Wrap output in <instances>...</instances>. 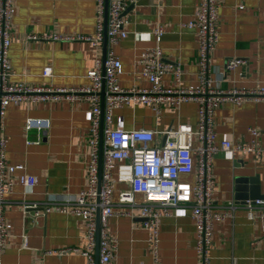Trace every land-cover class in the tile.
Wrapping results in <instances>:
<instances>
[{
  "label": "crops",
  "instance_id": "crops-1",
  "mask_svg": "<svg viewBox=\"0 0 264 264\" xmlns=\"http://www.w3.org/2000/svg\"><path fill=\"white\" fill-rule=\"evenodd\" d=\"M197 0H129L132 3L123 25L126 35L111 47L119 56L122 72L119 84L123 87L149 85L139 71V52L149 46L162 48V59L170 66L180 65V81L171 73L162 76L167 86L194 87L197 85V38L193 28L181 23L193 18ZM218 40L212 53V76L221 74V86L243 89L264 87V0H218ZM11 42L8 48L12 74L11 82L52 87L89 85L86 76L102 55V42L93 45L82 38H55L53 35H94L96 30V0H12ZM241 4V5H239ZM161 25L164 32L156 40L153 29ZM231 57L244 61L232 70L225 69ZM51 67L50 75H43L44 66ZM0 136L5 137L4 154L8 163H23L27 172L35 174L37 182L26 187L16 180L20 169L13 171L12 191L5 198L4 213L11 227L1 252V264H87L80 253L65 255L47 253V249L82 247L85 225L70 213L48 212L33 219L23 218V201L63 200L86 183L89 160L88 142L90 103L86 99H70L64 94L37 101L9 102L0 107ZM122 125L163 129L179 121L195 123L197 103L186 99L178 106L163 103L156 120L152 103L127 105L113 111ZM48 121L39 133V143H25L34 139L38 130H26L25 121ZM213 127L217 140L228 138L248 140L247 127L264 128V98L243 99L238 103L221 101L213 111ZM156 136V142H161ZM264 147V135L260 136ZM214 208H227L234 199L236 176L257 175L260 191L264 192V152L233 153L222 150L213 158ZM192 178L193 174L182 175ZM121 184L113 183L112 200L115 213L109 218L107 230L117 238L114 260L119 264H199L201 255L195 248V228L188 205L171 207L159 222L156 255L147 241V231L135 226L138 209L118 201ZM140 200L142 194L135 193ZM33 209L29 208L32 213ZM131 212V214L126 213ZM23 234L26 236L22 246ZM96 252V249H95ZM209 264H264V232L258 222L250 221L242 207H236L233 217L216 222L208 249Z\"/></svg>",
  "mask_w": 264,
  "mask_h": 264
},
{
  "label": "built area",
  "instance_id": "built-area-1",
  "mask_svg": "<svg viewBox=\"0 0 264 264\" xmlns=\"http://www.w3.org/2000/svg\"><path fill=\"white\" fill-rule=\"evenodd\" d=\"M129 0H107L106 51L105 56H97L94 66L87 70L86 76L91 83L77 87H52L47 85H29L21 81L11 82L9 76L12 67L8 48L11 42V16L14 12L12 0H0V107L9 102L37 101L48 97L57 98L64 94L70 99H86L90 103V125L88 142L90 144L89 160L86 166V183L78 191L69 194L61 201L52 197L51 201L37 203L23 201L21 205L23 218L33 219L51 211L70 213L81 219L85 225V243L82 247H59L47 249V253L65 255L80 253L87 259V264H96V210L98 208V264H119L114 260L117 252V238L107 230L109 218L115 213L112 200L113 183L118 182V201L128 203L138 209V216L144 217L135 226L147 231V241L156 255L159 240V222L168 209L188 205L195 228V248L201 255L199 264H209L208 249L211 235L217 221L233 217L235 208L242 207L250 221H257L264 232V192L261 197L246 198L242 202L230 200L227 208H214L213 201V158L222 150L233 153L248 152L260 155L264 147L260 136L264 128L247 127L248 140L222 138L217 140L213 127V111L224 100L238 103L243 99L264 98V87L243 89L234 85L221 86V74L212 76V53L218 40L217 12L218 0H197L193 18L181 23L192 27L197 38V85L194 87L167 86L162 84V76L171 73L173 80L180 81V65L170 67L162 59L159 45L143 48L137 57L140 73L149 85L123 87L119 84L122 64L119 56L111 47L112 43L124 37L127 31L124 24L128 18L122 12ZM241 5V4H239ZM105 0H96V30L94 35L72 34L53 35L55 38H82L97 45L103 40ZM164 29L157 25L153 29L158 41ZM244 60L231 57L225 62V69L232 70ZM43 75L51 74V67L44 66ZM103 93V114L101 115V94ZM186 99L197 103L195 123L179 121L173 127L163 129L130 127L122 125L120 117L114 118L116 108L152 103L156 120L160 106L169 103L178 106ZM2 112V110H0ZM48 121H35L28 117L26 130L36 128L38 135L34 139L25 138V143H39V131L47 126ZM102 124V129H101ZM163 144L156 142V136L163 137ZM100 140L102 144L101 170L99 168ZM5 137L0 136V264L1 252L9 235L11 224L4 213L6 194L13 188V171L20 169L16 180L26 187L37 182L35 174L29 173L23 163H8L4 154ZM193 174L192 178L182 175ZM140 192L142 198H135ZM32 208V213L29 212ZM131 214V212L126 211ZM132 215V214H131ZM22 246L26 243L23 234ZM138 264H145L140 262ZM250 264H258L252 261Z\"/></svg>",
  "mask_w": 264,
  "mask_h": 264
},
{
  "label": "water",
  "instance_id": "water-1",
  "mask_svg": "<svg viewBox=\"0 0 264 264\" xmlns=\"http://www.w3.org/2000/svg\"><path fill=\"white\" fill-rule=\"evenodd\" d=\"M132 3L127 5L125 10L122 12V14H125L129 9L132 8ZM106 20H107V0H105V12H104V34H103V40H102V58L105 56V51H106V46H107V41H106ZM103 93L104 89L100 90L101 94V115L103 114ZM101 129H102V124H101ZM165 140V134L163 135L161 139V144H163ZM101 153H102V144L100 140V149H99V168L101 170ZM234 199L236 201L242 202L246 198H255V197H261L263 193L260 191L259 187V180L257 175L253 176H236L235 177V185H234ZM98 208L96 210V229H97V235H96V264H98L97 261V244H98V229H99V221H98ZM139 220L144 219V217H137Z\"/></svg>",
  "mask_w": 264,
  "mask_h": 264
}]
</instances>
